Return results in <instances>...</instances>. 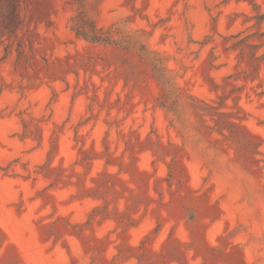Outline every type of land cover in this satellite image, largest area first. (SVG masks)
<instances>
[{"label":"rangeland","instance_id":"obj_1","mask_svg":"<svg viewBox=\"0 0 264 264\" xmlns=\"http://www.w3.org/2000/svg\"><path fill=\"white\" fill-rule=\"evenodd\" d=\"M0 264H264V0H0Z\"/></svg>","mask_w":264,"mask_h":264}]
</instances>
